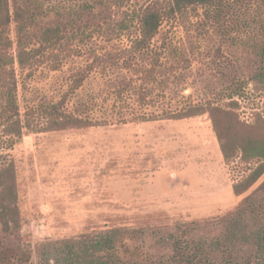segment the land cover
<instances>
[{"label": "trees", "instance_id": "1", "mask_svg": "<svg viewBox=\"0 0 264 264\" xmlns=\"http://www.w3.org/2000/svg\"><path fill=\"white\" fill-rule=\"evenodd\" d=\"M250 86L264 92V0H0L5 136L33 132L37 114L44 131L208 114L225 161L250 165L233 192H252L215 237H197L196 222L151 231L154 249L137 230L84 233L43 242L38 264H264V181L254 188L264 177V117L242 120L237 101ZM22 226L6 161L0 264H31Z\"/></svg>", "mask_w": 264, "mask_h": 264}, {"label": "rangeland", "instance_id": "2", "mask_svg": "<svg viewBox=\"0 0 264 264\" xmlns=\"http://www.w3.org/2000/svg\"><path fill=\"white\" fill-rule=\"evenodd\" d=\"M237 101L242 120L264 117V92L250 86ZM45 122L32 117L33 132L20 140L0 132V164L16 167L18 236L31 247V264L43 242L111 229L141 231L139 244L151 249V231L178 224L199 223L195 235L212 238L252 192L234 194L250 165L225 161L208 114L60 131H44Z\"/></svg>", "mask_w": 264, "mask_h": 264}]
</instances>
